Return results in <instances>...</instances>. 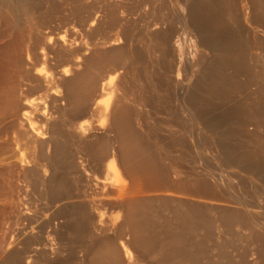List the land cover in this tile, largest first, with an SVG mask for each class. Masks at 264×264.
<instances>
[{"label":"bare ground","instance_id":"6f19581e","mask_svg":"<svg viewBox=\"0 0 264 264\" xmlns=\"http://www.w3.org/2000/svg\"><path fill=\"white\" fill-rule=\"evenodd\" d=\"M128 1L130 9L125 10L126 15L124 13L121 18L125 0H0V137H3L0 154L8 153H3L5 158L0 159V195L5 191H14L15 195L26 193L28 186H32L39 190L38 197L48 211L43 223L39 221L41 224L30 227L36 216L43 217L42 214H36L35 210L30 213L22 195V199L16 198L18 201L13 198L17 201H14L16 218L29 220L28 226L36 231L22 242L25 250L33 246L22 252L29 253L26 264H36L38 254L46 258L60 255L68 245L80 248L88 264H197L194 255L187 260L180 257L185 244L184 248L179 244L182 230L174 233L180 225L175 216L161 219L175 227L172 233L166 232L162 239H157L147 237L145 225L151 219L139 212L143 194L148 190L184 186L188 190L206 181L198 175V170L195 171L198 167L190 168L193 170L190 174L195 176L186 181L170 176L169 169L174 164L163 173L158 172L154 162L166 157L163 154L168 151L165 153L161 140L152 134L151 126H147L145 113H137L132 118L131 106L140 111L139 106L155 102L154 106L156 103L157 107L162 105V110L173 94L176 101L186 104L183 109L190 111L192 118L202 124L199 116V112L204 111L202 104L214 102L215 105L217 99L239 98L234 115L242 125L254 127V132L245 134L254 143V150L238 153L235 149H241V145L238 148L231 142L214 121L204 123L208 125L209 135L207 140H202L203 148L207 146L215 159L230 168L243 169L264 185V0H176L186 10V16L182 14L176 22L154 11L153 2L159 0ZM60 14L64 16L61 23L65 26L56 31L53 23ZM128 15L135 17L128 19ZM253 49L260 52L256 54ZM92 65L100 69L110 67L114 73L103 80L104 74L100 83L88 73ZM82 66L84 71H79ZM119 68L125 69L127 80L122 81L123 70L121 76L117 75ZM229 70L231 73L227 72ZM99 71L94 73L97 79L99 76L98 80L102 73ZM182 71L185 72L184 80ZM95 81L99 83L97 89L101 85V92L96 90ZM114 81L116 86H113ZM121 84L123 87H117ZM109 85L112 87L107 90ZM94 90L99 93L107 90L106 94L113 95L110 105L99 106L102 114L104 112L102 123L107 128L104 132L110 130L118 135L123 131L124 138H120V142L118 136L121 135H115L118 146H113L115 150L111 152L89 142L94 127L79 120L89 113L91 106L87 101ZM133 119L140 121L137 124L145 128V138L160 152L157 149V154L151 152L153 146L149 142L151 151H148L155 154L144 153L145 138H142L143 133V140L139 134H134ZM257 129H262L263 133L259 135L255 132ZM171 141L175 144L179 139ZM174 170L178 176V170ZM201 171L199 173L203 174ZM18 181L22 185L15 183ZM203 218L200 219L203 221ZM150 233L154 235L153 231ZM12 250L7 253L5 264H20L23 254ZM209 262L206 260V264L213 263ZM215 264L223 263L216 261Z\"/></svg>","mask_w":264,"mask_h":264},{"label":"rangeland","instance_id":"374dc122","mask_svg":"<svg viewBox=\"0 0 264 264\" xmlns=\"http://www.w3.org/2000/svg\"><path fill=\"white\" fill-rule=\"evenodd\" d=\"M153 3H154L153 9L156 13L159 12V13H161L162 16H164L166 18H170L171 20H173L175 22L180 17H182V14L184 16H186L184 14V13H186V10H184L185 8L180 7L179 4L176 2V0H159V1H154ZM129 9H130V3H129V1L127 2V0H125V2L122 3L121 11L122 10L123 11L121 12L122 14H120V17L121 18L124 17L123 14L125 13L124 15H126L125 10L128 12ZM179 14H181V15H179ZM134 17H135V15H132V18H131V15L127 16L128 19H134ZM63 18H64V16H62L60 14L55 19V22L53 23V25H54V28H56L55 29L56 31L58 29L62 30V28L65 26L63 23H61V21H64ZM191 40L193 42L194 38L191 37ZM253 50L256 54H258L260 52L259 49H253ZM93 66L94 65H92L89 68V72L87 69V72L89 74L94 75L93 77L95 78V80H97L100 83H101L103 78H104L103 80H105V78H107V76L110 73H112V74L114 73V72L110 71V69H109L110 67L109 68L108 67H102L103 69L102 68L100 69V68H96V67L94 68ZM82 68H83V66L79 69V71H81V70L84 71V69H82ZM98 69L100 70L99 73L102 71V73H100L101 74L100 80H98L99 76H97L98 77V79H97L96 78L97 74H94V73H97L96 71H98ZM108 69L110 72H108ZM119 69H120V70H118L119 72L116 71L117 75L120 73L119 75L121 76L122 70L126 74L125 69H123V68L122 69L119 68ZM227 72L231 73V70H229ZM124 73H122V75L125 77ZM184 73H185L184 71H182V73H181L183 75L182 80H184V77H185ZM103 75L105 77L102 78ZM182 75H181V77H182ZM123 76H122V81L128 79L127 74H126L125 79H123ZM118 79H119V77H118ZM119 80H120V83H123V82H121V77ZM97 81H95V83L97 84L96 90H99L101 85L97 89V87L99 85V83ZM93 82H94V80H93ZM115 83L117 84V82L114 81L113 86L114 85L116 86ZM118 84H119V81H118ZM125 86L127 87V83L124 81V88H125ZM111 87L112 86L109 85V86H107L106 89L108 90ZM117 87H123V85L121 84ZM124 88L122 89V91L119 90V93L120 92L122 93L123 90L126 89V88L125 89ZM96 90H94V91L96 92ZM107 90L104 93L103 92L99 93L97 91L96 93H99V94H96L94 92V95H91L92 97L94 96L93 97L94 102L92 101L91 96L89 97V99L87 101V105H88V103H90L91 108H90V106H88V107L90 108L92 115H90V111H89V113L86 114L87 116L85 115L86 117L85 116L83 117L84 119L82 118L79 120L87 121L89 123V125L91 124L92 127L96 128V129L93 128V131H91L92 127L89 126L90 131H91L90 134L92 135L94 133L93 134L94 136L92 135V137H90L91 140L89 142H91L92 144L96 143L95 146H97V145L102 146L103 150L106 148L107 151L111 152V151L115 150L114 147L118 146L117 137L115 138V135H117L116 133H118V132H114V131H110V130H108L109 132H107V131L104 132V130H107V128L104 127L105 123H102L104 120V112L102 114L103 110H101V108H99V106L102 107V106H105L106 104L110 105L112 102L111 98H113V95L110 97L108 93L106 94ZM171 90H172V88H171ZM171 97L172 98L169 99V101L166 103V105H164L162 107V110H161L162 105L161 106L159 105L160 107L159 106L157 107L158 104L156 103V106H154L155 102L152 105L150 103H146L144 105L145 107H147L146 110H145L144 106L143 107L139 106L140 107L139 108L140 111L138 110L139 112L137 111L138 108H134V106H131L132 107L131 114H133V116H134V117L132 116V118H135L137 113H142V114L145 113L148 117L147 119H145L147 126L148 127L151 126V131L153 132L152 134H155L156 138L161 140V144L164 145V146L163 145L162 146L166 148L165 153L168 151L166 155L163 154L167 158L164 157L165 159L162 158L161 159L162 161L160 160L158 162H154L155 165H157L156 168H158V172L162 171L161 173H163L164 169H169V167L172 164H174L175 166H179V167L176 168L174 165L172 166L173 168L170 167V169H169L170 176L175 180H182L183 179L186 181V179L188 180V177L193 178L195 176V175L190 174V173H192L191 171H193L191 169L195 170L196 167H198L195 171L198 170L197 171L198 175H200L202 178L204 177L203 180L206 181V183H204V185H203V183L202 184L198 183L199 187H197L198 185L195 184V186L194 185L191 186L190 188H188V190H187L186 186H184L182 188H177V189H175V188L171 189L170 187H165L163 189L164 191L161 190L162 188L161 189L155 188V191L148 190L147 192H145L143 194L144 200L142 201L141 209L144 205L145 206L143 207L144 209H142V211L140 209L139 214H142L146 217H149V219H151V221L150 222L148 221V223L145 225V228L147 231L146 232L147 237H151V238L153 237L154 238V236H155V237H157V239H162V237H164V234L166 232L172 233L170 231H171V229H174L175 226L167 225V223L164 220H168V218H169L168 216H170V219H171V216L173 215L178 219L177 220L178 224H180L179 225L180 227L178 226V228L176 227L177 229H174V233L175 234L180 233L182 230V235H184V236L181 235L182 238H180V242H179V244L182 248H184L182 245L185 244L184 245L185 250L184 249H183L184 251L182 250L183 254L180 256V257H184L183 258L184 260H187V258H192V256L194 255L195 257L194 256L193 257H194V260L197 261V264H203V263L206 264V260L213 262L214 264L216 263V261L217 262L219 261L223 264H226L225 263L226 260H227L226 262H228L227 264H236V262H237V264H241V263L242 264H253V263L254 264H264V215H263V213H264V191H263L264 187L263 186L264 185H263V183L262 182L260 183L259 179H257L255 176H253L247 172L246 173L243 172L244 171L243 169L239 168L240 169L239 170L236 167L230 168L228 166V164H226L225 162H223V161L221 162V161H219V159H215L214 156H212L211 152H209V150L206 149L207 146H205L206 148H203L204 147V145H203L204 141H202V140H205V139L207 140L208 135H209L207 124L209 121H214L218 125H220V129L222 130V132L228 134L231 142H235V144L238 145L237 146L238 148L241 145V149L240 148L235 149L236 151H238V153H242L243 151H244L243 153H245L248 150H254V146H255L254 143L250 142V140H248V138L246 136L248 133L254 132V127L251 128L252 127L251 125H250L251 127L249 125L248 126L242 125L241 120L237 119L236 116L234 115L236 108L238 106V103H239V98L231 97L229 99H224V101L219 100V99H217V100L215 99L216 103H217V104L215 103V105H214V102L202 104L203 106L201 105V107L203 108L204 111L199 112V116L202 117V119H201L202 124H201L198 120L196 121L195 119L192 118V114L190 111H186L185 109H183L184 106L186 107V104H183V103L179 102L178 100L176 101V99L173 98V94ZM228 100H229V102H227ZM92 102L94 103L93 105H92ZM224 103H225V105H224ZM94 106H96V107H94ZM217 106H219V107H217ZM141 108H142V110L144 109L143 112H142ZM144 111H146V112H144ZM150 111H151V113H150ZM155 112L157 113V115ZM187 112H189L191 114V116ZM134 113H135V115H134ZM142 114H141V117L144 116ZM101 115L103 116L102 118H101ZM203 117H205V118H203ZM150 120H151V122H150ZM170 120H171V122H168ZM176 121H177V123H176ZM131 122H132L131 126L133 128V132L135 129L134 134L135 133L139 134L138 136H140L139 138L141 140H143L145 137H147V135H146L147 132H146L145 128L143 126H140V124H137V122L140 123L139 120L133 119V120H131ZM141 122H143V120H141ZM173 122H174V124L176 123V125H173ZM204 123H207V124H204ZM160 124H162L163 126H161ZM203 124H204V126H203ZM225 124H226V126H225ZM222 125H224V126L221 127ZM239 125H240V127H239ZM152 127H154L153 130H152ZM143 128H144V130H142ZM102 129H103V131H102ZM154 130H155V133H154ZM257 130L255 132L258 133L259 135L261 133H263L262 129H259L258 130L259 132ZM122 132L118 134L121 136L117 135L119 138L118 142H120V138L121 139L124 138ZM232 132H234V133H232ZM240 133H242V134L240 135ZM243 134L244 135L246 134V135L244 136ZM176 135L178 138L176 137ZM179 135H180V137H179ZM141 136L143 139L141 138ZM167 136H169V137H167ZM2 138L0 140H2ZM93 138H95V139H93ZM139 138L137 137V141L141 142V144L143 145V142L141 140H138ZM171 138L173 140H176V141L179 139V141L181 143H179V141H178L175 144L174 143L172 144ZM93 141H94V143H93ZM143 141H145V145H146L145 148H143L144 146L142 147L143 150L145 151L144 153H146V154H155L156 153L157 154V152L155 151L156 149L158 152H160L158 148L155 149V146L151 142V140H147V138H145V140H143ZM200 141L202 142V144ZM149 142L152 143L151 144L153 146L152 151H151V147H150L151 145L148 144ZM235 144L234 143L232 144V146H234L233 148H236ZM181 148L182 149L184 148V149L181 150ZM148 149H150L151 152H155V153L149 152ZM3 153L5 155H8V153H5V152H3ZM3 153L0 154V156L2 155L1 156L2 158L0 157V159H2V160L5 158V155ZM163 161H165V162H163ZM165 163H167V164H165ZM227 167H229V168H227ZM174 168L178 170L177 172L179 173L178 174L179 177L176 175V173L175 174L173 173V171H175ZM179 169H181V170L183 169V170L179 171ZM91 170H93V168H91ZM201 170L203 171V174L199 173ZM187 171L189 173H187ZM202 171H201V173H202ZM180 172L183 174V176ZM205 172H207L206 173L207 175L205 174ZM195 174H197V173L195 172ZM232 174H234L235 176ZM256 174L259 175L260 177H262V175H260L259 173L256 172ZM234 177H236V178L234 179ZM124 178H127V177L125 176ZM191 178H189V180ZM250 178H251V180H250ZM128 180L129 179L127 178L126 181L128 182ZM154 182L155 181H153V183ZM240 182H243V183H240ZM15 183L17 185H19V184L22 185V183L21 182L19 183V181L15 182ZM205 184L207 185V188L205 187L206 186ZM252 185H254V186H252ZM220 186H221V188H219ZM193 187L195 189H192ZM202 187H203V189L204 188L205 189L204 190L201 189ZM184 188L186 189V191L182 190ZM33 189L34 188L32 186H30V187L28 186L26 193H20V194L17 193L18 197H17V195H15L16 192H14V191L12 193L11 192L8 193V191H5L6 193L4 192L3 193L4 195L3 194L0 195V264L6 263V260L8 258L7 253H10L9 252L10 250L15 249L12 251L17 250V251L22 253V252H26L27 249L29 250L33 247V246L31 248L26 247V250H25L22 242H23L25 237H29L31 234H34V233L36 234V231L34 229L31 230L30 227L38 226L39 224L43 223L44 216H45L44 214H48L47 209L44 207L43 201H41L40 198L38 197L39 196L38 195L39 190L38 189L33 190ZM179 189H181L182 191L181 190L179 191ZM159 190H161V191H159ZM171 190H174V191H171ZM182 192H184L185 194ZM187 194H189V195H187ZM21 195L24 199L22 201L26 202V205L30 209V211H29V209H28V211L30 213L36 211L37 212L36 214L39 215V213H40V214H42L43 217H41V215H39V217L36 216L37 217L36 219L33 218L34 221L31 220L32 224L29 223V220L27 221L25 219V221H24L23 219L16 218V212L17 211H16V207H14V206L16 205L15 202H17L19 199H22ZM13 198H15V199L17 198L18 200L16 199L17 201H15ZM11 199H13V201ZM11 201L14 204L13 206H12ZM181 201H183L185 203H182ZM9 202L11 203V205H9L10 204ZM177 202H179V203L177 204ZM194 203H195V205H194ZM152 204H153V206H152ZM146 205L148 208L146 207ZM20 208L21 207H19V209ZM158 208H160V209H158ZM193 208H195V209H193ZM237 208L238 209L240 208V209L238 210ZM9 210H11V211H9ZM193 210H194V212H193ZM13 211H15V213H14L15 216L13 214ZM23 211L25 212L24 209H23ZM150 212H151V214H150ZM190 212H192V214ZM197 214H199L200 216ZM26 215L29 217L28 213ZM186 215L189 217V219ZM191 215H192V218L190 220ZM13 216H14V218H13ZM165 217L166 218L168 217V218L166 219ZM199 217L200 218L205 217V218H203V221H202V219H200ZM18 219H20L22 223L19 222ZM161 219H164V220L162 221ZM180 219H183L182 221L185 224L182 223V221ZM192 220H193V222H192ZM217 220H219V223ZM39 221H41V223ZM179 222H181L182 224ZM20 223H21V225H20ZM25 225H27V226L29 225L30 227L28 226V228L26 230L27 226H25ZM21 226H23L25 228H23ZM148 226H149V228H147ZM150 226H151V228H150ZM171 227H173V228H171ZM22 228H23V230H22ZM29 230H31V231H29ZM152 231L154 232L153 233L154 235H152V233H150ZM175 231H178V232L176 233ZM185 232H187L189 234H187ZM210 233H211V235H210ZM150 234H151V236H149ZM155 234H157V236ZM185 237H186V239H183ZM97 239H98V237H97ZM181 239L184 242L181 241ZM206 240L209 243H207ZM90 243L91 242H89V240H88V244H90ZM181 243H183V244H181ZM189 243H191V245H189ZM86 244H87V242H86ZM70 246H72V245H70ZM70 246L68 245V247H70ZM201 246H203V247H201ZM91 247H90V250H91ZM65 248H66V246L64 247V249L62 250V253L60 255L55 256L54 254H52L51 256H53V257H51V258H46L43 254H38V256H37L38 262L36 264H46V263L48 264V262L50 264H53L54 262H56L54 264H57V263L58 264H61V263L62 264H74V263H76V264H79V263L80 264H88V261L84 258L85 256H84L83 251H79L80 248H75L73 246L70 247L69 249H67V248L65 249ZM71 248H73V249H71ZM94 248H95V245H94ZM70 249L73 250V252ZM22 250H25V251H22ZM186 250H188V253ZM222 250H224V251H222ZM68 251L69 252L71 251L72 254H71V252L69 254ZM131 252L134 255L133 250H131ZM189 252H191V255L189 254ZM204 252H205V254H204ZM210 252L212 254H210ZM22 254L23 255L21 257V263L20 264H26L25 260L28 258L26 255H29V253H25V254L22 253ZM213 254H215V255H213ZM228 254H229V257H228ZM82 256H84V257H82ZM185 256H186V258H185ZM5 257H7V258H5ZM56 257H58V258H56ZM22 259H23V261H22ZM67 259H69V260H67ZM46 260H48V261H46ZM45 261H46V263H45ZM50 261H53V263H51ZM186 262L188 263L189 261H186ZM213 263H211V264H213Z\"/></svg>","mask_w":264,"mask_h":264}]
</instances>
